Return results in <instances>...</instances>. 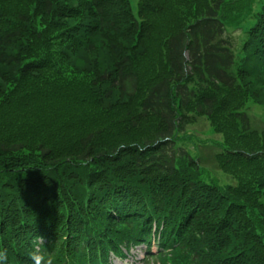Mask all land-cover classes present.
<instances>
[{
    "label": "trees",
    "instance_id": "obj_1",
    "mask_svg": "<svg viewBox=\"0 0 264 264\" xmlns=\"http://www.w3.org/2000/svg\"><path fill=\"white\" fill-rule=\"evenodd\" d=\"M249 101L264 106V0H0L7 264H32L38 236L54 264L138 247L140 264H264ZM202 117L232 185L207 182L187 147Z\"/></svg>",
    "mask_w": 264,
    "mask_h": 264
},
{
    "label": "rangeland",
    "instance_id": "obj_2",
    "mask_svg": "<svg viewBox=\"0 0 264 264\" xmlns=\"http://www.w3.org/2000/svg\"><path fill=\"white\" fill-rule=\"evenodd\" d=\"M137 0H131L132 7L135 10ZM255 9L253 5L252 10ZM245 19V18H244ZM227 35L231 38L232 45L237 48L243 39L241 27H229ZM235 52H237L235 50ZM251 117L255 128L264 129V106L257 105L249 101L248 106L244 109ZM191 134V142L187 147L192 151L193 156L199 157L200 165L203 169L207 182H213L219 186L234 184V180L217 169L214 161V155L217 153V147L214 142H221L222 136L212 131L206 118H198L195 123L187 127V131ZM143 257V248L138 247L130 251L129 255L121 260H112L111 264H139ZM151 264V263H150Z\"/></svg>",
    "mask_w": 264,
    "mask_h": 264
},
{
    "label": "clouds",
    "instance_id": "obj_3",
    "mask_svg": "<svg viewBox=\"0 0 264 264\" xmlns=\"http://www.w3.org/2000/svg\"><path fill=\"white\" fill-rule=\"evenodd\" d=\"M39 244L37 248L29 253L32 264H54V258L43 247V238L38 236ZM0 264H7V256L5 251L0 250Z\"/></svg>",
    "mask_w": 264,
    "mask_h": 264
}]
</instances>
